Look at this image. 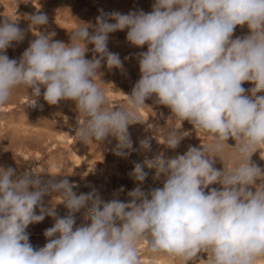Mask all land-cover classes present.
Returning a JSON list of instances; mask_svg holds the SVG:
<instances>
[{"label":"clouds","instance_id":"9594fccd","mask_svg":"<svg viewBox=\"0 0 264 264\" xmlns=\"http://www.w3.org/2000/svg\"><path fill=\"white\" fill-rule=\"evenodd\" d=\"M27 17L37 33L29 28L35 38L18 58L7 50L26 30L18 20H0V106L21 88L31 107L41 98L48 105L72 101L82 117L77 140L114 139V155L127 159L139 150L129 126L141 122L138 112L151 99L179 122L151 125L159 143L176 150L192 131L209 142L133 162L135 187L126 200L116 198L123 186L104 202L95 187L78 194L67 176L0 167V264H140L141 243L176 264H264V167L251 159L264 151V0H154L149 12L100 10L95 24L69 33L68 43L54 39L45 13ZM238 26L247 34L234 37ZM124 30L131 46L147 50L136 54L140 78L126 105L109 106L101 68L124 72L108 48L110 34ZM185 121L192 130H181ZM139 147L150 149L149 140ZM146 168L155 170L154 180L163 175L162 187L144 189ZM53 195L65 215L45 200ZM46 217L54 221L43 232L47 242L34 247L27 229Z\"/></svg>","mask_w":264,"mask_h":264},{"label":"rangeland","instance_id":"374dc122","mask_svg":"<svg viewBox=\"0 0 264 264\" xmlns=\"http://www.w3.org/2000/svg\"><path fill=\"white\" fill-rule=\"evenodd\" d=\"M154 0H0V20L6 17L18 20L19 27L26 30V38L23 42L14 43L13 47L7 50L10 58H18L28 47L29 41L34 39L37 30L27 20L28 15L36 13L37 10L45 13L49 20V30L54 31V39L69 42V33L82 23H96V17L100 10L111 12L113 10L127 13L130 10L142 9L145 12L151 11ZM21 4V5H20ZM126 32L117 31L110 34L108 48L118 53L124 62V72L107 68H101L103 73L101 79L104 82L100 86L105 90L109 106L115 104L125 106L127 96L132 90L135 82L140 78L139 66L136 54L146 51V46L136 48L126 41ZM247 27L238 26L234 32L235 36L247 34ZM118 39V40H117ZM89 49L93 46L89 45ZM119 48V49H118ZM91 51L87 57L91 58ZM128 57V59H125ZM98 81L100 78H97ZM246 89L252 85L245 83ZM259 95V94H258ZM28 93L23 88L14 92L10 101L0 107V167H13L23 169L25 167L36 169L42 177L64 175L77 187L74 189L80 192H88L92 187L98 189L104 202L114 198L115 190L123 186L124 193L118 197L126 200L127 191L133 185L128 173L133 168V162H143L146 157L153 158L157 153L162 152L166 157L176 154H183L188 145L199 146L209 142V138L199 131H192L176 150L168 149L163 142V137L155 133L151 128L152 124L163 127H179V122L173 117L168 119L170 112L163 106H152V100L146 101L150 106L141 108L138 112L141 122L129 126V132L134 142V147L139 149L132 153L127 159L114 155L111 150L116 141L111 144L100 145L95 141H88L86 144L77 140L74 128L77 122H82V117L75 111L72 101L61 100L56 105H48L41 98V105L36 107L28 106L26 100ZM42 106V107H41ZM183 130H192V125L187 121L183 122ZM149 140L150 149H140L141 140ZM161 142V143H159ZM234 145V141L229 140ZM232 149H226L225 155H229ZM264 151L258 150L251 157L252 161L264 167ZM229 167L231 161H228ZM215 167L222 168L223 165L217 160ZM149 175L144 182V189L150 187H162L163 175L159 180H154L155 170H149ZM218 187V185H213ZM49 204L56 206L60 216L66 214V209L60 203L62 198L53 195L46 197ZM83 219L82 214H77V224ZM54 221L46 217L39 224L29 225L30 242L34 247H42L47 241L43 232L53 225ZM140 264L153 263L152 257H160L165 260L164 264H176L165 255H156L146 251V245H138Z\"/></svg>","mask_w":264,"mask_h":264},{"label":"bare ground","instance_id":"6f19581e","mask_svg":"<svg viewBox=\"0 0 264 264\" xmlns=\"http://www.w3.org/2000/svg\"><path fill=\"white\" fill-rule=\"evenodd\" d=\"M21 5V4H20ZM118 40V39H117ZM119 49V48H118ZM26 98V100L29 102V97L28 96H26L25 97ZM40 105L42 104L41 103V101L39 100V102H38ZM0 107H4V106H0ZM25 168H29V166L28 167H25ZM25 168H23V169H25ZM21 169V168H20ZM23 169H21V170H23ZM31 169V171L32 172H34V173H36L35 172V170L37 169H32V168H30ZM132 183H133V185L130 187V190H132L134 187H135V183H134V181L132 180ZM152 260H153V263H149V264H164V262H165V260L164 259H162V258H160V257H152ZM175 263V262H174ZM168 264H171V263H168Z\"/></svg>","mask_w":264,"mask_h":264}]
</instances>
